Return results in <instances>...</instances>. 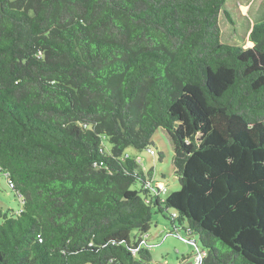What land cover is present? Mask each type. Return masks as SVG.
I'll use <instances>...</instances> for the list:
<instances>
[{
  "label": "trees",
  "instance_id": "obj_1",
  "mask_svg": "<svg viewBox=\"0 0 264 264\" xmlns=\"http://www.w3.org/2000/svg\"><path fill=\"white\" fill-rule=\"evenodd\" d=\"M251 1L242 47L220 41L226 0H0V177L20 203L0 205V264H152L144 237L168 209L200 264H264ZM159 127L180 184L166 198L126 152Z\"/></svg>",
  "mask_w": 264,
  "mask_h": 264
},
{
  "label": "rangeland",
  "instance_id": "obj_2",
  "mask_svg": "<svg viewBox=\"0 0 264 264\" xmlns=\"http://www.w3.org/2000/svg\"><path fill=\"white\" fill-rule=\"evenodd\" d=\"M250 2L252 1L226 0L224 8L232 16L233 23L227 20L223 11L220 12L218 25L222 43L242 47L252 45L248 36L251 29H249V21H252L257 13L254 4L251 5L248 12ZM152 140L153 145L150 148L154 151V154H150L148 149L138 151L132 147H128L126 152L138 156V160L145 170L153 169V181L166 187V191L160 193L162 198H166L172 191L180 187L172 164L173 145L170 137L161 127L157 128ZM104 145L107 149L111 146L107 140H104ZM159 153L162 154V159L159 158ZM138 186V183L133 185V187ZM0 205L13 210H18L20 206L18 199L6 188L5 180L2 177H0ZM171 212L172 209H168V212L164 214L155 212L152 215L150 228L144 237L151 249V262L152 264H195V244L187 240L188 236L184 232H170L172 227L168 214Z\"/></svg>",
  "mask_w": 264,
  "mask_h": 264
},
{
  "label": "built area",
  "instance_id": "obj_3",
  "mask_svg": "<svg viewBox=\"0 0 264 264\" xmlns=\"http://www.w3.org/2000/svg\"><path fill=\"white\" fill-rule=\"evenodd\" d=\"M148 152L150 154H153V151L151 149H148ZM155 187H158L157 192L160 191V193H161V192L166 191V187L163 186V185H161L160 183H156L155 184ZM202 257H203V253L202 252H199L198 250H196L195 264H200L201 263V260H202Z\"/></svg>",
  "mask_w": 264,
  "mask_h": 264
},
{
  "label": "crops",
  "instance_id": "obj_4",
  "mask_svg": "<svg viewBox=\"0 0 264 264\" xmlns=\"http://www.w3.org/2000/svg\"><path fill=\"white\" fill-rule=\"evenodd\" d=\"M251 2L248 4V7L250 6ZM252 21H249V29L252 27ZM250 44V43H249ZM252 44V43H251ZM161 184V183H160Z\"/></svg>",
  "mask_w": 264,
  "mask_h": 264
}]
</instances>
